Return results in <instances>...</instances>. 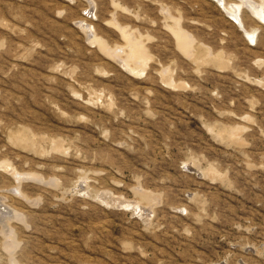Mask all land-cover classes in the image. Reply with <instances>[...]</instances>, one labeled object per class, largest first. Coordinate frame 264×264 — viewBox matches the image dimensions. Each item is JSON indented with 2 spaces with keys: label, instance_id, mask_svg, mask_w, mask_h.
Here are the masks:
<instances>
[{
  "label": "rangeland",
  "instance_id": "obj_1",
  "mask_svg": "<svg viewBox=\"0 0 264 264\" xmlns=\"http://www.w3.org/2000/svg\"><path fill=\"white\" fill-rule=\"evenodd\" d=\"M226 1L0 0V264H264V0Z\"/></svg>",
  "mask_w": 264,
  "mask_h": 264
},
{
  "label": "bare ground",
  "instance_id": "obj_2",
  "mask_svg": "<svg viewBox=\"0 0 264 264\" xmlns=\"http://www.w3.org/2000/svg\"><path fill=\"white\" fill-rule=\"evenodd\" d=\"M220 3H222V6L224 7V8H226V10H227V12H228V14L229 15H231L232 17H234V18H236L238 21H239V23H243L242 22V20L239 18V15H238V8H236L235 7V5L233 6V3L232 4H230L229 5V7H230V9L227 7V5L225 4V1L226 0H218ZM244 2L243 3H245V4H250V6H252L251 5V3L250 2H248L247 3V0H243ZM227 2V1H226ZM255 7V6H254ZM256 9V8H255ZM255 11V10H254ZM176 26V25H175ZM177 27V26H176ZM176 27H175V29H176ZM174 31V30H173ZM176 31V30H175ZM178 32H180V31H178ZM176 33L177 35H179V36H181L179 33ZM124 35V34H123ZM125 36V35H124ZM126 37V39H127V42H128V44H129V46H130V50H131V56H132V58L134 59L137 55H139L140 54V45L138 44V43H136L135 41H133V39H131V37H129L128 35H126L125 36ZM184 45H185V43H184ZM186 47H188L187 45H185ZM111 52V51H110ZM109 53V52H108ZM111 54V53H110ZM109 54V55H110ZM113 55V57L114 56H117L116 55V53H113L112 54ZM130 60V59H129ZM8 231V230H7ZM7 231H6V233H7ZM5 233V232H4ZM11 233V232H10ZM10 235H12V234H10ZM10 235H8L7 237H9ZM6 236V235H5ZM10 240V239H9ZM6 245H7V243H6ZM13 242H11L10 241V243L8 244V249H10V248H13Z\"/></svg>",
  "mask_w": 264,
  "mask_h": 264
}]
</instances>
